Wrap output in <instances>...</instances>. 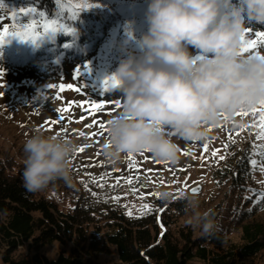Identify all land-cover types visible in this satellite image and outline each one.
I'll return each instance as SVG.
<instances>
[{
  "label": "rangeland",
  "instance_id": "obj_1",
  "mask_svg": "<svg viewBox=\"0 0 264 264\" xmlns=\"http://www.w3.org/2000/svg\"><path fill=\"white\" fill-rule=\"evenodd\" d=\"M61 9L70 18L77 19L84 11L89 9L77 8V4L92 3L90 9L117 10L121 14V20L117 26L107 36L103 46L95 49L90 57L81 66L69 69L67 73L60 76H47L36 78L31 70H21L11 63L14 59L20 60L27 57L32 51H37L38 47L50 40L54 34L43 33L39 28V39L31 41H20L19 38L9 35L4 45L0 46V70L3 71L0 83V160L5 164L13 165L23 173L24 160L26 154L23 151L25 139L34 132H42L45 135L60 134L65 138L73 140L79 149L70 162L72 183L85 187L90 194H95L105 202L120 206L127 213L130 210L132 215L139 214L144 204L153 207V200L157 193L169 192L173 195L186 194L187 197L198 201L200 213H208L211 207L222 205V212L217 218V229L222 230L226 235V245L240 242V231L231 227L229 223L230 211L234 205L238 207L242 202H248L251 196L253 201L264 203L260 194L264 192V142L255 139L259 129L257 127L259 115L253 116L249 111L248 116L236 115L231 121L222 119L214 128H210V136L206 141L185 142L173 137L180 147L179 159L175 163L161 162L153 159L151 153L141 152L124 156L116 164L109 163L103 155L104 145L108 139V121L114 117L122 108V100L117 92L104 87L105 80L113 77L121 60L129 56H139L141 47L140 41L148 31L146 13L150 0H58ZM20 6H9L0 3V31L8 28L9 33L21 31L27 25L36 21L42 24L46 21L57 20L61 25L56 32L65 29V22L57 18L40 16L38 13H29L24 16L19 9ZM27 9V8H25ZM13 13H16L13 18ZM250 30L247 33L248 39H254L255 30L246 24ZM55 33V34H56ZM189 51L194 56H198L197 50L189 46ZM259 52L264 55L261 49L253 50L247 54ZM34 67V66H33ZM80 69L78 80L73 77L76 70ZM63 83L82 85L86 95L78 94L72 90L60 93L61 99H55L58 86ZM48 85H56L57 88L50 89ZM105 103L106 107L95 115V110L79 105L84 102ZM120 102L121 107L116 108V102ZM68 108V111L60 112L59 109ZM64 120L58 124L50 125L52 120L60 116ZM93 120L105 123L106 130H100L98 125L92 124ZM79 121V122H77ZM101 131L103 134L101 135ZM83 132L84 135H80ZM96 132V136L91 134ZM172 135V133H169ZM208 145V152H204L203 146ZM227 145V147H226ZM218 149L217 155H211L213 150ZM187 152L185 155L183 153ZM257 153H260L257 155ZM239 154H243L240 159L248 162V183L242 189L232 186L227 180L220 181L214 172L217 168L225 165L226 161L235 159ZM224 156L223 160L219 157ZM257 160L256 166H252L250 161ZM183 169V170H181ZM15 172L14 170L12 171ZM7 170V173H12ZM95 178L98 183H93ZM103 178V179H101ZM131 179V184L127 181ZM64 183V181H62ZM118 182V183H117ZM100 184L104 186L101 187ZM135 189L136 191H132ZM197 189V191H192ZM52 197L63 210H70L73 206L70 192L62 187L48 186L43 191ZM258 195L257 197H254ZM120 197L119 200L113 197ZM143 197V199H141ZM247 197V199H246ZM192 215L191 210L184 215L178 225L192 230V235L198 237L204 232L201 227H193L187 223ZM260 220L264 219L263 208L259 212ZM62 246L58 243L47 244L41 251L46 253L51 259L56 258L58 250ZM66 247V245L64 246ZM27 252L25 247L19 249ZM116 256L99 255L95 261L99 264H113ZM0 264H5L0 255Z\"/></svg>",
  "mask_w": 264,
  "mask_h": 264
},
{
  "label": "clouds",
  "instance_id": "obj_2",
  "mask_svg": "<svg viewBox=\"0 0 264 264\" xmlns=\"http://www.w3.org/2000/svg\"><path fill=\"white\" fill-rule=\"evenodd\" d=\"M146 19L139 56L121 60L113 75L122 108L110 119L103 149L112 164L144 151L175 163L180 147L173 137L206 141L222 119L264 101V59L241 55L247 22L264 23V0H150ZM78 149L60 134H31L23 144V187L38 193L58 180L71 186L70 162ZM160 196L167 200L171 193ZM187 199V223L213 234L217 226L209 213Z\"/></svg>",
  "mask_w": 264,
  "mask_h": 264
},
{
  "label": "trees",
  "instance_id": "obj_3",
  "mask_svg": "<svg viewBox=\"0 0 264 264\" xmlns=\"http://www.w3.org/2000/svg\"><path fill=\"white\" fill-rule=\"evenodd\" d=\"M0 3L35 8V13L64 21L65 29L70 30L54 34L36 49L42 52L32 51L25 58L11 60L19 72L31 70L39 79L57 77L84 64L122 18L117 10L89 9L73 20L58 0ZM248 24L264 32V23ZM258 48L264 51V45ZM242 155L217 168L216 178L243 189L248 183L245 173L249 165L245 159L240 160ZM7 170L15 172L9 174ZM22 175L19 168L0 160V255L5 264H99L97 256L113 253V264H264V219L258 215L264 203L253 201V195L248 202L232 207L228 222L240 231V242L226 245L222 230L216 228L213 234L194 237L191 229L178 225L190 210L186 194H171L167 200L158 195L151 211L129 216L123 208L93 196L87 188L58 180L50 186H63L72 197L73 206L65 211L43 191L28 192L22 185ZM222 205L208 210L209 220L215 225ZM55 242L62 247L51 259L41 248ZM23 247L27 252L16 254Z\"/></svg>",
  "mask_w": 264,
  "mask_h": 264
},
{
  "label": "snow or ice",
  "instance_id": "obj_4",
  "mask_svg": "<svg viewBox=\"0 0 264 264\" xmlns=\"http://www.w3.org/2000/svg\"><path fill=\"white\" fill-rule=\"evenodd\" d=\"M93 6L94 5L92 3H88V2L76 5L77 8H86V9H90ZM19 11L24 16H27L29 13H35L37 10L35 8L29 7L27 9L20 8ZM12 15H13V18H14L16 13H13ZM39 15L43 16L44 13L40 12ZM60 27H61V25L59 24V22L57 20H51V21H46V22H44L42 24H37L36 21H33V23L27 25L24 30L16 31V32H12V33H9L8 28H4L3 31H0V46L4 45L5 40L8 38L9 35H12V36H15V37L19 38L20 41H31L32 43H35L40 37V32L38 31L39 28H42L43 33H45V34H55L60 29ZM65 31H70V30L65 29ZM249 31L250 30L247 29L246 32L243 35V38H242L243 39V45H242V49H241V55L253 52V50L258 49V47L260 45H264V32H259L258 31V32L255 33V37L256 38L248 39L246 37H247V33ZM66 47H67V45H66ZM254 55H257L260 59H264V55H260L258 51L255 52ZM2 76H3V71L0 70V79H2ZM79 76H80V69L78 68L76 70V74L73 77V79L74 80H78ZM118 83L119 82L116 80L115 77H111V78L105 80L104 87H105L106 90H110V88H115L116 86H118ZM0 87H3L2 83H0ZM48 87L50 89L57 88L56 85H48ZM66 90H72V91H74V92H76L78 94L86 95V92L84 91V88H83L82 85H75V84H67V85H65V84L61 83L58 86V92H57V94L55 96V99H57V100L61 99L60 93H63ZM0 95H3V93H0ZM85 104L88 105V108L95 110L94 112H92V115H95V112H98V111H100V110H102V109H104L106 107L105 103H97V102H89V101L82 102L79 105V107H84ZM115 106H116V108L121 107L120 102L117 101ZM68 110H69L68 108H62V109H59L58 111L64 112V111H68ZM249 111H251L253 116H256L257 113L259 115V120H258V124H257V127H258L259 131H258L255 139L257 141L264 142V101H261L258 106L253 107L250 110L241 111V112L237 113V115L248 116L249 115ZM225 119H226V117H225ZM63 120H64V117L61 115L58 119H55V120H52V121L46 122V123H49L50 125H54V124L60 123ZM77 122H79V121H77ZM109 122L110 121H108V123ZM93 125H98L100 130H106V125L103 122H100V121H97V120H93L92 124H89L88 127L91 128V127H93ZM100 134L102 135L103 132L101 131ZM80 135L83 136L84 133L81 132ZM91 135L92 136H96L97 133L93 132ZM226 147H227V145H226ZM261 147H264V145H261ZM203 150H204V152H208V145L207 144H205L203 146ZM79 151L83 152L84 148H80ZM218 151H219L218 149L213 150L211 155L213 157H215L217 155ZM146 152H148V151H146ZM183 154L187 155L188 153L185 152ZM259 154L260 153H257V155H259ZM129 159H132V154H129ZM219 159L223 160L224 156H220ZM250 164L252 166H256L257 160L256 159H252L250 161ZM181 170H183V169H181ZM261 171H264V167H261ZM101 179H103V178H101ZM92 182L93 183H98V181L95 178H93ZM127 182L129 184H131L132 181H131V179H129ZM100 186L103 187L104 185L100 184ZM132 191L135 192L136 190L133 189ZM192 191L195 192V191H197V189H192ZM93 195H95V194H93ZM156 195H159V193H157ZM260 198L264 199V192H262L260 194ZM113 199L119 200L120 197H118V196L117 197H113ZM141 199H143V197H141ZM246 199H247V197H246ZM139 211H140L141 214H144L145 211H151V208H150V206L148 204H144L143 207L141 209H139ZM127 214L129 216H131L132 212L129 210Z\"/></svg>",
  "mask_w": 264,
  "mask_h": 264
}]
</instances>
